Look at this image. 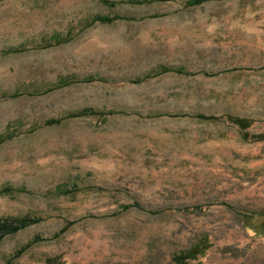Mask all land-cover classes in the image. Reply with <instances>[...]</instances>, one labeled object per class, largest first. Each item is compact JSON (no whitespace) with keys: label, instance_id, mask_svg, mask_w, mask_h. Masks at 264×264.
Wrapping results in <instances>:
<instances>
[{"label":"rangeland","instance_id":"1","mask_svg":"<svg viewBox=\"0 0 264 264\" xmlns=\"http://www.w3.org/2000/svg\"><path fill=\"white\" fill-rule=\"evenodd\" d=\"M191 1L0 0V264H264V0Z\"/></svg>","mask_w":264,"mask_h":264},{"label":"trees","instance_id":"2","mask_svg":"<svg viewBox=\"0 0 264 264\" xmlns=\"http://www.w3.org/2000/svg\"><path fill=\"white\" fill-rule=\"evenodd\" d=\"M212 1V0H192L189 5H200L202 3ZM100 21L102 22H110L111 20L107 17H100ZM204 118V117H200ZM213 120H218V119H213ZM219 120H227L238 127H246L250 121L247 119H241L238 117H232V116H226L223 118H219ZM234 212L237 214L241 215L242 212H240L237 209H233ZM33 222H31L29 219H22V220H4L0 219V240L4 239L7 236L14 235L18 233L20 230H23L30 226ZM205 241L203 242V244ZM199 244L186 252L184 255H178L175 257V264H194L192 261H197L200 256H202L205 250H207V247L204 248V250L200 251L201 245ZM188 261V262H187Z\"/></svg>","mask_w":264,"mask_h":264}]
</instances>
